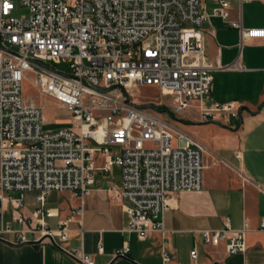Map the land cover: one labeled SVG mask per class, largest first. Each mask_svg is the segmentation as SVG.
<instances>
[{"label": "built area", "instance_id": "built-area-1", "mask_svg": "<svg viewBox=\"0 0 264 264\" xmlns=\"http://www.w3.org/2000/svg\"><path fill=\"white\" fill-rule=\"evenodd\" d=\"M204 1L20 0L27 15L15 17L14 1L0 0V240L17 233L13 244H30L39 239L26 234L37 233L53 243L67 241L69 224L81 210L49 230L45 219L56 213L45 209L47 196L88 195L94 174L113 167L120 169L121 181L108 190L129 216L128 231L141 239L150 232L164 234L171 197L202 189L204 148L132 101L131 92L155 89L171 98L176 114L209 100L216 69H241L237 63L204 65L203 27L211 16L238 31L240 49L251 40L264 45V28L247 29L232 20L229 0H209L217 5L211 14ZM63 64L66 73L58 69ZM29 76L42 96L69 114L68 128L44 129L42 107L23 97ZM199 113L204 122L223 113L240 120L232 104L199 106ZM11 192L18 197H7ZM28 192L37 194L40 205L30 218L20 214ZM6 203L18 231L4 221ZM203 239L211 246L225 242L228 255L246 251L245 229L233 230L229 220L219 230L205 231ZM66 253L80 264H94L74 248ZM127 253L124 246L118 255ZM189 257L196 264V250ZM172 262L163 242L161 264Z\"/></svg>", "mask_w": 264, "mask_h": 264}, {"label": "crops", "instance_id": "crops-1", "mask_svg": "<svg viewBox=\"0 0 264 264\" xmlns=\"http://www.w3.org/2000/svg\"><path fill=\"white\" fill-rule=\"evenodd\" d=\"M229 3L232 20L239 19L247 29L264 28V0ZM204 4L209 14L217 6L209 0ZM203 30L204 65L237 63L241 69H216L211 98L193 102L177 115V128L204 148L203 186L200 191L171 197L163 216L164 234L150 232L141 239L128 231L129 216L108 190L121 181L120 169L113 167L110 173L94 174L88 195L77 198L70 192H53L47 196L45 209L56 213L45 219L49 230H56L73 211L81 210L69 224L67 241L55 238L53 243L27 233L28 239L39 240L15 245L12 242L18 234H5L0 240V264H80L66 253L72 248L89 255L94 264H161L163 242L173 256L172 264H191V250L197 252L196 264H264V45L251 40L240 49L238 31L215 16ZM215 103L232 104L240 120L223 113L215 120L201 121L199 106ZM97 165H101L100 158ZM6 196L13 199L18 194ZM36 196L35 192L25 194L20 214L33 216L40 208ZM4 208V221L13 231L20 230L12 221L11 205L6 203ZM226 220L233 230L245 229L243 254H226L225 242L218 246L204 242L203 233L221 229ZM124 246L128 253L119 256Z\"/></svg>", "mask_w": 264, "mask_h": 264}, {"label": "rangeland", "instance_id": "rangeland-1", "mask_svg": "<svg viewBox=\"0 0 264 264\" xmlns=\"http://www.w3.org/2000/svg\"><path fill=\"white\" fill-rule=\"evenodd\" d=\"M13 1L16 8L13 16L20 17L27 15V10L22 7L20 0ZM64 66V64L58 66V69L66 73L68 69ZM131 94V100L140 107L156 111L162 118L170 120L173 124L175 120H178V114L172 111V102L169 96L163 95L161 92L151 88H140L137 91L131 92ZM23 97L26 102L42 107L45 130L53 131L61 128H68L70 126L69 114L61 106L55 104L50 98L44 97L39 93L33 85L32 76L27 77L23 83ZM170 113H172V115Z\"/></svg>", "mask_w": 264, "mask_h": 264}, {"label": "water", "instance_id": "water-1", "mask_svg": "<svg viewBox=\"0 0 264 264\" xmlns=\"http://www.w3.org/2000/svg\"><path fill=\"white\" fill-rule=\"evenodd\" d=\"M185 145V143L184 142H181V146H184Z\"/></svg>", "mask_w": 264, "mask_h": 264}, {"label": "bare ground", "instance_id": "bare-ground-1", "mask_svg": "<svg viewBox=\"0 0 264 264\" xmlns=\"http://www.w3.org/2000/svg\"><path fill=\"white\" fill-rule=\"evenodd\" d=\"M170 114L172 115V113H170ZM172 117H173V116H172ZM172 117H171V118H172Z\"/></svg>", "mask_w": 264, "mask_h": 264}]
</instances>
